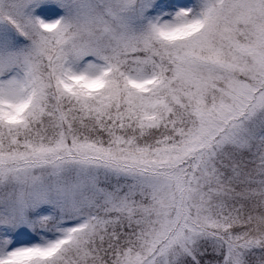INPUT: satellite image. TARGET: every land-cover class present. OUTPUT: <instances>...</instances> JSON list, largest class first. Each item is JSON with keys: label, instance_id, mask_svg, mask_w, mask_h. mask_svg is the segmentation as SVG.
Segmentation results:
<instances>
[{"label": "snow or ice", "instance_id": "obj_1", "mask_svg": "<svg viewBox=\"0 0 264 264\" xmlns=\"http://www.w3.org/2000/svg\"><path fill=\"white\" fill-rule=\"evenodd\" d=\"M0 264H264V0H0Z\"/></svg>", "mask_w": 264, "mask_h": 264}]
</instances>
